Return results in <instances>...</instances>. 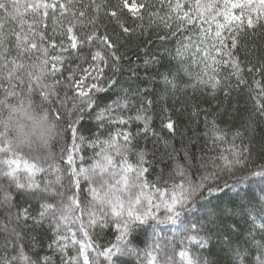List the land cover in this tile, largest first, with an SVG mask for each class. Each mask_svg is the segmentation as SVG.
<instances>
[{"label": "trees", "instance_id": "16d2710c", "mask_svg": "<svg viewBox=\"0 0 264 264\" xmlns=\"http://www.w3.org/2000/svg\"><path fill=\"white\" fill-rule=\"evenodd\" d=\"M18 2L24 5L34 0ZM125 2L128 7H124ZM168 2L73 0L71 9L64 14L67 19L62 20L57 10L58 22L54 25L52 10H49V15L36 27L38 34L35 42L48 49L49 62L46 67L50 82L55 84L59 81L56 84L57 98L64 97L65 93L67 97L76 95L75 88L66 87L72 83L69 76L80 79L90 64H99L103 68L99 81L103 91L94 92L92 107L79 114L81 119L76 124L78 135L85 137V142L79 152L73 153L75 166L78 168L83 163L86 167L96 159L95 154L100 148L90 147V141L97 137L106 140L119 131L128 132L131 136L126 153L129 163L138 164L140 154L144 155L143 167L147 171L140 180L145 185L144 195L154 202L159 197L157 189L170 197L169 190L173 184L183 183L185 178L192 184H199L203 180L202 193L193 198L194 203L190 202L178 218L159 224L155 229L152 220L144 224L137 221L127 239L128 248H135L139 255L117 254L113 257V264H148L146 252L150 250L149 245H153L152 254L157 260L166 258V253L175 264H187L188 259L192 260V264H257L264 259V248L259 247L264 244V228H261L264 225V177L253 173L264 170V115H261L264 108V93L261 92L264 89V72L255 69L264 63V19L254 28H248L245 19L244 27L232 33L237 40V47L232 52L240 62L244 83H240L232 74L230 66L222 65L217 75L221 84L214 90L210 84L200 83L198 79H208L201 61L203 52H197L201 36L199 25L179 27L173 13L170 26H166L159 17L169 15ZM171 2L175 3L176 0ZM134 3H143L146 7L139 8L137 12L132 9ZM181 3L184 11H188L195 0H181ZM80 10L86 12L85 17H79ZM112 12H116L117 16L113 17ZM232 14L239 15L240 10L233 9ZM4 15V10L0 9V17ZM24 18L27 21L25 32H28L29 24L40 19L30 10L24 13ZM69 20L75 23L74 34L78 41H82L75 51L70 48L71 41L67 35ZM220 20L222 22L223 18ZM203 26L208 27L207 24ZM124 28L129 31L126 33ZM9 30L20 31L17 20L7 18L5 31ZM212 31L214 34L215 24ZM93 33L97 37L108 36L114 48L109 49L100 39L89 43L87 37ZM222 35L226 37L228 48H231L229 32L225 30ZM208 42L212 43L211 40ZM61 43L68 48V52H60ZM6 47L10 68L11 59L17 56L14 35L9 36ZM178 49L182 50V55H177ZM96 52L104 59L92 61V55ZM113 52L119 56L118 60L113 58ZM39 55L25 52L18 62H32ZM55 55H63L65 60L57 65L59 71L53 72L51 57ZM3 63L4 60H0V64ZM250 67L254 69L252 72L248 71ZM165 77L172 83H165ZM85 83L97 81L88 78ZM12 84L15 91L28 87L27 83L21 84L15 80ZM3 85L9 88L7 81ZM8 99L14 97L8 96ZM34 99L41 100L38 91H35ZM117 101H126L127 107L117 108ZM109 106L112 107L114 119L122 117L127 123L97 120V114ZM66 108L71 112L63 115V146L72 142L69 124L77 117L70 99H66ZM54 115L62 116V113L58 111ZM137 115L149 118L148 132L144 131V122L136 119ZM169 121L174 124L172 132L164 127ZM216 133L222 134L223 139H217ZM118 142L123 143L122 136ZM61 146L56 149L55 160L61 171L38 173L35 179L41 189L45 183L55 182L57 175L61 180L53 183V187L60 191L67 189L69 166L66 153L61 158ZM245 148L248 151H244ZM233 152L239 154L241 163L227 170L221 157L232 160ZM81 157L84 158L83 162ZM116 159L118 161L119 157ZM44 167L47 168V165ZM180 170L183 175L179 174ZM209 187L213 189L211 192L208 191ZM87 188V182L81 181L80 189L73 187L67 194L77 193L78 199L86 203L92 200ZM136 191L140 192L141 189L137 188ZM35 193L34 189H19L7 178L0 177V264H21L19 259L13 260L21 250L36 264H44L43 257L49 258L48 264H68L72 257L79 254L80 244H72L71 233L66 228L57 231L52 216L40 220L42 204L58 206V198L43 192L37 197ZM5 195L10 200L6 201ZM25 212L29 218H25ZM82 219L87 221V216ZM192 223H196L197 228L192 229ZM67 227L76 233L77 240L90 242L100 251L110 248L118 235L112 222L103 228H88V238L79 231V223ZM58 236H67L68 239L58 240ZM189 236L194 239H188ZM122 243L127 244V240ZM65 244L67 246L63 247ZM156 244L161 247H155ZM181 252L187 253V259L180 256ZM237 252L243 255L238 256ZM88 254L91 256L95 253L89 249ZM79 264H83L82 258ZM99 264L109 262L100 256Z\"/></svg>", "mask_w": 264, "mask_h": 264}, {"label": "snow or ice", "instance_id": "6c2138e0", "mask_svg": "<svg viewBox=\"0 0 264 264\" xmlns=\"http://www.w3.org/2000/svg\"><path fill=\"white\" fill-rule=\"evenodd\" d=\"M163 3V0H162ZM73 5V0H64V2H59V0H51V2H46V0H34V2L21 5L18 0H0V9L4 10V17H0V60H4L3 65L8 67L9 61L6 58V53L8 49L6 47L9 36L14 35L16 38V49L17 56L12 58L10 63L11 67L9 72V78H12V74L18 69L23 67L24 62H18V59L23 56L25 52L35 55L38 60L43 65L47 66L48 60V49L35 42V36L38 34L36 32V27L39 23L43 22V18L49 15V10H52L51 15L53 19V24L58 22L57 10L60 12V18L67 19L64 15L67 11L71 9ZM124 7H128L127 2H125ZM146 7L145 4L141 3L139 5L133 4L132 9L138 12L139 8ZM169 10V15L166 17H159L161 22H164L166 26L171 24V14H175V19L178 21V26L183 27L186 24L199 25L201 36L198 40L200 45L197 48V52H203L201 61L204 64V73L208 75V79L204 80L198 77L200 83L210 84V86L215 90L220 84L221 80L217 78L219 70L222 65L230 66L232 69V74L235 75L240 83H244L243 77L241 75L240 62L233 55L232 49L237 47V40L235 35H232L233 31L239 32L244 27V20H247L248 28H254L256 24L264 19V0H195L194 4H191L188 11H184V5L181 0H176L172 3L169 0L167 4ZM23 9V11H22ZM233 9H239V15H233ZM40 17L38 21L33 24L28 25V32L24 31V25L27 21L24 18V13L27 11ZM41 10L43 11V16H41ZM255 13V16H253ZM86 12L84 10L79 11V17H85ZM113 17L117 16L116 12H112ZM153 15H157L154 13ZM73 17H75V12H73ZM223 18L222 22L220 18ZM7 18L12 20H17L20 25V31L16 32L14 30L5 31V24ZM207 24L208 27L205 28L203 25ZM215 24V31L213 34L212 25ZM75 23L69 20L67 26L68 39L71 41L70 48L75 51L78 48V41L76 35L74 34ZM227 30L229 32V37L232 41L231 48L225 43L226 37L222 33ZM127 33L128 28H124ZM175 34V33H174ZM41 39L43 36L41 34ZM95 39H100L109 49L114 48V45L109 40L108 36L97 37L95 33L89 35L87 40L89 43L93 42ZM211 40L212 43L208 41ZM52 47H56L55 44ZM60 52H68V48L60 44ZM186 47V46H185ZM182 50H177V55H182ZM114 59L118 60L119 56L112 53ZM227 57V59H224ZM104 58L99 52L92 55V61H101ZM53 61V72L59 71L57 65L65 60L63 55H55L51 57ZM254 69L250 67L249 72ZM256 71L264 72V63H261L259 69ZM103 75V68L99 64H90L88 69H84V75L80 79H74L73 76H69V80L72 83L66 85V87H73L76 89L75 98L79 101V106H74L77 111L76 120H73L69 124L71 130V144L66 146H61V158H64L66 153V163L69 166L67 171L69 172V183L65 191L57 190L53 187V183H59L61 180L60 175H57L55 182L45 183L41 189L40 184L36 181L35 177L38 173L42 172H56L61 171L58 164L47 165L44 167L41 163L30 160L23 157L20 153H12L8 149L7 143H0V177L7 178L10 182L14 183L19 189H34L36 190L37 197L40 196L41 192L52 195L59 200V204H42V211L40 212V220H43L46 216L53 217V223L57 231L62 227L66 228V231L71 233L72 244H80L79 254L77 257H72L68 264H79L80 258L83 259V264H99V257L103 256L109 264H113V257L117 254L129 253L134 255H139L135 248H128V234L133 229V226L138 221L141 224L148 222L149 220L154 221L153 229L157 225L163 224L167 221H171L174 218H178L181 213L186 209V206L190 203H194V197L198 193H202L204 187L203 180L199 184H192L191 181L185 178L183 183L173 184L172 188L169 190L170 197H166L165 192L157 189L159 193L158 199L154 202L151 197L144 195L143 188L144 184L141 183L140 178L147 171L143 167L144 155L140 154L139 163L133 165L129 163L126 153L129 151L128 145L131 142V136L128 132L117 131L114 135H111L106 140H100L98 137L94 141L89 142V146L92 148L99 147L100 151L96 152V159L94 162L88 166H83V163L78 168L75 166V160L73 153L79 152L81 145L85 142V137L78 135V128L76 124L81 119L80 113H83L85 109L91 108L93 105L94 92H101L103 88L101 87L99 81ZM90 78L91 80L97 81V83H85V80ZM57 81L54 85L58 84ZM115 83V82H112ZM165 83H172L167 77H165ZM258 83V82H257ZM46 86L41 85L38 79L33 78L28 84V91L31 93L33 89L39 92V96L42 101H49V92L45 90ZM264 93V89H261ZM7 97H15L17 92L15 91V85L12 84L6 90ZM227 94V93H226ZM52 95H55L53 92ZM67 97H65V100ZM59 100V98H57ZM150 103V102H149ZM117 108L127 107V102H116ZM58 112V111H57ZM261 115H264V108L261 109ZM56 119H62V116H56ZM105 119L112 120L113 122H118L120 124L127 123L122 117L113 118L112 117V107L109 106L107 109L101 111L97 114V120L103 121ZM137 120H142L144 122V131H149V118L143 115H137ZM170 132L174 129V124L169 121L164 125ZM251 127V125H249ZM217 139H223L222 134L216 133ZM239 135V133H237ZM3 136V133H0ZM123 138V143L118 142V138ZM79 141V143H77ZM244 151H248L247 148ZM238 153L233 152V159L229 160L227 157H221L224 161V168L231 170L234 164L241 163L238 159ZM116 157H119L117 161ZM83 157L81 161L83 162ZM134 173V175H131ZM180 175H183V171H179ZM256 176L264 177V170L253 173ZM204 179H208L205 177ZM81 181L87 182V191L91 194L92 200L86 203L78 199V194L73 193L68 195L67 192L73 187L76 189L81 188ZM63 188L64 186L61 185ZM140 188L141 191L137 192L136 189ZM213 189L209 187L208 191L211 192ZM126 191V195H125ZM123 196V198H122ZM5 200H10V197L5 195ZM80 214L77 215L76 213ZM162 213V215H158ZM25 218H29L27 212L24 213ZM87 216V221L83 220L82 217ZM39 222V221H37ZM115 223L118 231L116 236V242L111 245L110 248H105L100 251L97 247H94L90 242L80 241L76 239V233L72 231L70 227L71 224L79 223V231L82 232L85 238H88L89 233L88 228L100 227L103 228L107 226L108 223ZM192 229L197 228L196 223L190 224ZM264 228V225H261ZM67 236H58V240H67ZM188 239L192 240L194 237L189 236ZM127 240V244L124 242ZM203 242H201L202 244ZM65 244L63 247H66ZM61 247V251L63 250ZM155 247H161V245L156 244ZM259 247L264 248V244L259 245ZM92 249L95 253L94 255H89L88 250ZM149 249L146 252L148 257V264H175L171 257H168L165 253L166 258L157 260L152 254L153 245H149ZM236 255L242 256V252H237ZM180 256L187 259V253L181 252ZM19 259L21 264H36L29 257L25 256L21 250L18 257H13V260ZM44 264H48V257L42 258ZM187 264H192V260L188 259ZM257 264H264V259L259 260Z\"/></svg>", "mask_w": 264, "mask_h": 264}, {"label": "clouds", "instance_id": "9594fccd", "mask_svg": "<svg viewBox=\"0 0 264 264\" xmlns=\"http://www.w3.org/2000/svg\"><path fill=\"white\" fill-rule=\"evenodd\" d=\"M10 69L0 64V143H7L12 153H20L23 157L35 160L42 165L54 164L57 158V147L62 145L64 139L63 115L71 112L66 108L67 93L57 100L56 86L50 82L47 67L38 60L24 62L9 78ZM36 78L41 85L46 86L49 92V101L34 99L35 89L30 93L28 87L21 88L14 99L9 100L3 82L7 81L9 87L12 82L29 84ZM55 95H52V93ZM72 101V108L79 106L75 97H67ZM62 113V119H56L55 112Z\"/></svg>", "mask_w": 264, "mask_h": 264}]
</instances>
